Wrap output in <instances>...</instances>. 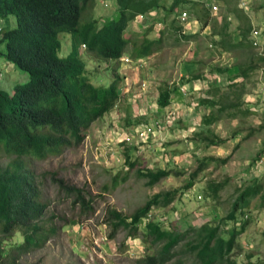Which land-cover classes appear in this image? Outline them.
Listing matches in <instances>:
<instances>
[{
	"label": "rangeland",
	"instance_id": "rangeland-1",
	"mask_svg": "<svg viewBox=\"0 0 264 264\" xmlns=\"http://www.w3.org/2000/svg\"><path fill=\"white\" fill-rule=\"evenodd\" d=\"M217 1H220L219 8L212 18H220L224 21L228 12L230 18L228 22L232 23L229 31L232 39L237 41L240 35L237 28L239 21L230 13L235 5L239 9L240 0ZM165 2V7H169L172 0ZM190 6L187 4L182 8L189 15L186 29L192 30L194 33L192 35L196 36V41L193 40L194 45H187L188 43L184 42L176 44L179 37L175 38V34L169 33L164 37V44L159 51L137 65L134 62L129 68L119 69L121 75L126 77L123 81L126 90L122 93L125 97L129 95V99L119 103L121 116H124L129 109L130 116L132 113L139 114L137 118L131 116L132 121L128 123L123 122L124 118L104 117L91 126L79 147L65 149L58 156L48 157L45 160L24 159L25 164L39 176L38 191L42 203L45 204L42 220H46L47 225L54 223L57 232L44 246L21 256L15 264H137L146 252L145 245L140 243V238L139 240L130 238L124 230L119 231L115 238L110 240L108 238L110 228L105 223V213L108 209L130 215L142 207L152 195L176 190L178 192L176 200L167 207L156 208L155 215L163 219L164 228H169L173 224L177 228H196L206 222L212 223L213 219L220 221L224 218L240 192L257 179L263 185L262 196L252 199L248 209H245L252 221L236 240V245L239 244L240 249L234 251L233 259H237L238 263H245L246 257L250 256L251 263L255 264L264 260V129L260 128L264 117V109L261 110L264 100V67L257 68L249 79L238 78L237 84L228 86V79L235 72L232 66L240 61L239 54H221L218 48H209L210 29L202 30L197 26L198 21L192 17L195 12ZM243 9L239 10L249 17L252 28L262 31L261 47L251 51L254 54H261L264 52V0H248L247 7ZM164 11L165 9L161 8L151 11L154 15L147 16L151 18L150 21L161 23V27L155 26L157 29H169V24L180 14L178 10L176 15L161 22ZM88 12L90 10L86 11ZM116 12V0H96L89 22H84L85 13L82 16V23L86 24L81 32L85 33L89 27L93 25L97 27L104 20L114 18ZM6 20H12V24L8 26H15L14 17L0 21V24L4 26ZM150 21L141 22L139 27L134 25V22L130 23L124 35L137 38L150 26ZM179 25L176 20L175 26L179 27ZM215 27H218L217 21ZM155 28L148 35L150 39L157 38L158 30ZM64 35L66 34L60 35V40ZM62 40L64 45L62 44L60 55L63 57L71 50V40L67 36ZM192 50L197 54L194 59L188 56ZM126 56L133 59L130 51ZM82 58L89 69V80L96 86L100 84L108 86L113 77L106 69L112 61H100L87 54H83ZM213 67L229 70L221 75L213 74L211 73ZM195 73L203 74L207 82L203 84L204 88L200 89L197 99L214 101L211 97L212 93L210 94L213 88H218L220 95L231 93L229 95L232 98L240 90L243 97L246 95L245 101L242 93L237 95L241 98L239 101L241 109L249 110L251 114L244 116L237 112L238 115L228 117L227 114L236 113L235 110H228L220 121L211 125L212 127L204 126L200 119L208 113L209 107L188 99L181 108L182 113H187L188 117L178 121L175 119L172 127L176 126L174 131L176 132L187 131L195 125L192 133L177 134L179 138L166 144L167 151L164 154L158 148V143L153 140L149 144H154L156 148L142 144L128 146L124 142V137L136 124L151 121L148 115L156 116L155 118L161 121L159 114L155 113L158 107L155 106L154 99L158 89L165 84L170 87H175V83L183 85L184 81ZM25 78L26 75L22 76L20 71L15 70L5 73L0 85H12L13 82ZM143 82L148 83L144 93L140 88ZM238 84H243V87H238ZM146 98L147 101L142 100ZM149 105L152 106L150 109H148ZM193 121H198L200 124H194ZM122 132L126 135L119 138ZM211 140L223 141V143L213 145L210 144ZM127 149L130 160L136 162L132 170L127 169L124 162ZM221 160L227 162L222 164ZM7 163L6 158L0 159V168L5 167ZM199 163H202L204 168L197 174L194 185L187 189L185 186L190 176L199 168ZM144 169L167 170L171 175L160 180L154 187H149L146 185V180L137 174V171ZM47 172L56 173V179H62L65 185L83 189L94 196L95 214L90 217L80 215V210L72 203L73 198L60 191L57 184L48 176L42 178ZM188 193L192 198L186 197ZM199 196L200 199L197 200ZM72 219L75 221L63 226L65 221ZM13 241L22 240L15 237ZM174 250L182 251V244ZM189 256L186 254L183 257L189 259ZM178 258L179 256L169 264H176L175 260Z\"/></svg>",
	"mask_w": 264,
	"mask_h": 264
},
{
	"label": "trees",
	"instance_id": "trees-1",
	"mask_svg": "<svg viewBox=\"0 0 264 264\" xmlns=\"http://www.w3.org/2000/svg\"><path fill=\"white\" fill-rule=\"evenodd\" d=\"M190 2L172 0L165 10L164 21L177 8ZM116 4V17L82 35L79 23L81 13L86 8H93L95 0H0V19L15 18V26L3 29L0 59L13 64L22 76L26 75L24 80L13 82L10 91L0 88V159L8 160L6 166L0 168V264H15L21 256L44 246L57 232L54 223L47 225V221L42 220L45 204L38 191L39 176L25 164L24 159L45 160L58 156L65 149L79 147L86 130L119 100L121 77L117 72L118 60L129 51L135 60L147 58L161 47L163 31L157 39L148 37L153 29L152 23L140 37L133 38L124 33L137 15L165 8V0H116ZM192 7L201 12V17L197 13L196 16L202 25L211 26L212 36L218 38L211 41L214 46L230 54L239 53L240 61L232 66L235 72L229 77L228 86L237 84L238 78L249 79L257 68L264 67V52L263 55L251 52L253 46L248 37L252 26L249 17L237 5L232 11L239 21L237 28L240 35L236 42L232 41L230 25L225 19L215 27L216 22H210L208 9L203 4L194 3ZM65 32L70 33L74 46L68 57L60 58L58 35ZM82 44L86 46L87 53L102 60L115 61L116 64L111 67L113 80L108 86H96L89 80L86 64L77 51ZM228 70L213 67L211 73L222 74ZM201 78L202 75L196 74L191 80ZM237 86L243 87L242 84ZM174 90L175 87L166 84L158 89L157 102L161 107L170 104ZM210 94L214 101L203 99L200 105L217 109H211L209 115L203 117V125L211 126L220 121L228 110L236 111L233 115L227 114L228 117L238 115L237 112L244 116L251 114L249 110L241 109L240 98L236 94L233 98L229 95L231 93L220 95L218 88H213ZM260 128L264 129V117ZM210 143L223 141L211 140ZM125 157L127 168L134 169L136 162L130 160L129 151ZM226 162L221 160L222 164ZM203 168L199 163L186 188L193 185V179ZM137 174L146 180L149 187L170 176L167 170L144 169ZM46 176L57 184L60 191L73 198L72 203L78 207L80 215L90 217L95 214L94 196L83 189L65 185L62 179H56V173H44L42 178ZM262 192V182L254 180L240 192L220 221L214 219L212 223L206 222L189 229L174 225L164 228L158 222H149L144 231H140V221L149 211L169 206L178 194L176 190L156 193L130 215L108 209L105 213V223L110 228L108 238L114 239L122 230L134 240L140 238L146 252L137 264H169L178 256L176 264H255L251 263L250 256L246 257L245 263H238L233 254L240 249L236 240L252 221L251 217L244 220L243 215L248 214L245 209H248L252 199L261 198ZM71 221L75 220L65 221L63 226ZM15 237L22 241H13ZM181 244L183 250L176 252L174 249ZM186 254L190 255L189 259L183 257ZM256 264H264V260Z\"/></svg>",
	"mask_w": 264,
	"mask_h": 264
},
{
	"label": "clouds",
	"instance_id": "clouds-1",
	"mask_svg": "<svg viewBox=\"0 0 264 264\" xmlns=\"http://www.w3.org/2000/svg\"><path fill=\"white\" fill-rule=\"evenodd\" d=\"M96 1V0H95ZM219 2L220 1H217V0H191V2L190 3H188L189 5H191L190 7H191V9H192V11H194L195 13L194 14H192V17H194L198 22H197V26L198 27H201V29L202 30H204V29H206V28H208V29H210L211 28V26L209 27V26H203L202 25V23L198 20V18H197V16H196V13L198 14V16H200L201 17V12H198V9H196V8H193L192 7V4H194V3H198V4H203V6L204 7H206L207 9H208V13H209V17H210V22L211 21H217V23H218V26H220V24L223 22L222 21V19H213L212 17V15H215L216 14V12L218 11V8H219ZM172 3V2H171ZM247 3H248V0H240V4H239V9H243V7L245 8V7H247ZM171 5V4H170ZM169 5V6H170ZM185 5H187V4H185ZM185 5H183V6H185ZM165 6H166V4H165ZM183 6H181V7H179V8H177L176 9V11H174L173 12V14L172 15H170L169 16V18L171 17V16H174V15H176V13L178 12V10H179V16L178 17H175L174 18V23L172 22V23H170L169 24V29H157V28H159V27H161V23L160 22H156V23H154V22H152V21H150L151 20V18H147V16H148V14L150 15V16H152V15H154V11L155 10H152L153 12H148V13H146V14H139V15H137V17L132 21V22H134L135 24L134 25H137V27H139L140 25L139 24H141V22H143V21H150L152 24H154L153 25V29L155 28V26L157 27V28H155V30L157 29L158 30V32H157V38H158V36H159V33L161 32V31H163V33H164V35L161 37V40H162V44H161V47H162V45L164 44V42H163V39H164V37L167 35V34H169V33H171V34H175L174 35V37L176 38L177 36L179 37V40H178V43H176V44H181L182 42H184V43H188L187 45H189L191 42H193V40L194 41H196L195 39H196V36H194V35H192V34H194L193 32H192V30H188V29H186V26H187V22H188V19H189V15H188V12L185 10V9H183L182 7ZM95 7V6H94ZM94 7L93 8H86L85 9V11H83L82 13H81V16H80V20H79V23H80V32H81V29L83 28V26L87 23V21L89 22V20L91 19L90 17L92 16L91 14H92V12H94ZM167 8H169V7H165V8H162V9H167ZM159 9H161V8H159ZM158 9V10H159ZM181 9H183L182 11H180ZM87 10H90V12H88V13H86V11ZM244 10V9H243ZM117 11H118V9H117ZM165 12V11H164ZM86 14V18H85V20H84V22H86V23H82V16H83V14ZM117 13V12H116ZM116 13H115V15H114V17L116 16ZM183 13H185L186 14V18L184 19V20H182V14ZM165 15V14H164ZM227 17L226 18H224L226 21H227V23L229 24V25H231L228 21H230V18H229V13L227 12ZM230 15H232L233 17H234V15L232 14V13H230ZM9 17H13V16H9ZM141 17V18H140ZM168 18V19H169ZM7 19V18H6ZM3 20H5V19H0V21H3ZM176 20H178V22H179V27H176L175 26V23H176ZM162 21H164V16H163V19L161 20V22ZM222 21V22H221ZM105 22H106V20H104V22L102 23V24H100L99 26H97V27H100L101 25H103V24H105ZM131 22V23H132ZM9 24H12V20H6L5 21V24H4V26H2L1 24H0V38H1V35H2V32H3V29L4 28H6V27H10V26H8ZM130 25V24H129ZM128 25V26H129ZM151 25V24H150ZM95 25H93L92 27H94ZM92 27H89L86 31H85V33L86 32H88ZM96 27V26H95ZM128 28V27H127ZM172 28H174V29H179V30H173ZM153 29H152V31H153ZM169 30H171V31H169ZM253 31H259L260 32V34H259V36H258V38L259 39H257V41L253 38V34H252V32ZM85 33H82L81 32V34L82 35H84ZM151 33V32H150ZM149 33V34H150ZM62 34H66V35H64V36H67V37H70V40H71V44H70V47H71V50H70V52L66 55V56H61L60 55V52H61V47H62V44L64 45V43H63V40H62V38L64 37V36H61V40H60V35H62ZM141 35V34H140ZM140 35L138 36V37H140ZM208 37H209V40H210V43H209V45H208V47L209 48H212V47H215V48H217L216 46H214L213 45V43L211 42V41H214V40H217L218 38L216 37V36H212V34H211V29H210V33L208 34ZM157 38H154V39H157ZM231 38H232V36H231ZM154 39H151V40H154ZM58 40H59V42H60V50L58 51V55H59V57L60 58H66V57H68L71 53H72V49H73V46H74V40L72 39V37H71V35H70V33H67V32H65V33H60L59 35H58ZM239 40V39H238ZM237 40V41H238ZM248 40L251 42V45L253 46V49H259L260 47H261V42H262V31L259 29V30H256V29H254V28H252L251 29V31H250V36L248 37ZM232 41H234L233 39H232ZM257 42V45H254V42ZM234 42H236V41H234ZM160 47V48H161ZM159 48V49H160ZM70 49V48H69ZM219 49V48H218ZM69 51V50H68ZM77 51H78V53L80 54V56H81V59L83 60V58H82V56H83V54H87V55H91V56H94L93 54H89V53H87L86 52V46L84 45V44H82V45H80V46H78V48H77ZM82 51H84V52H82ZM159 51V50H158ZM219 53H221V54H230V53H228V52H223V51H221L220 49H219ZM239 54V53H238ZM258 55H263V53H261V54H258ZM94 57H96V56H94ZM150 57V56H149ZM97 58V57H96ZM148 58V57H147ZM97 59H99V58H97ZM143 59H146V58H143ZM143 59H137V61H134L133 59H131L129 56H126V53L118 60V74H119V77H121V84H120V86H119V90H118V94H119V100H118V102L113 106V108H111L109 111H107L106 113H104L103 115H102V117L100 118V119H98L97 121H99V120H101V119H103L104 117H109V115L107 114V113H109V114H112V116H114L116 119H119V118H124V120H123V122L124 121H126V120H128L127 122L129 123V121H132L131 120V116H133L134 114H136V113H132V115L130 116V115H128V111H129V109H128V111H127V115L125 114L124 116H121V113H120V110H119V103H120V99H121V97H120V95L122 94V90H126V87H123V81H124V79L126 78V77H124V76H122L121 75V73L119 72V69L121 68V69H123V68H129V66H130V64H132V63H136V65L137 64H139V63H141L142 62V60ZM100 61L102 60V59H99ZM125 60H127V62L125 61ZM84 61V60H83ZM105 61H107V60H105ZM108 61H112L111 63H109L108 65H107V69H106V71H109V72H111L112 73V71H111V67L112 66H114L116 63H115V61H113V60H108ZM85 62V61H84ZM85 64H86V62H85ZM120 65H122V67H120ZM86 68H87V65H86ZM15 70H18V69H16L15 67H14V65L13 64H11L10 62H6V61H4V60H2V59H0V80L3 78V76H4V74L5 73H10V72H13V71H15ZM87 70H88V76H89V69L87 68ZM214 74V73H213ZM221 75V74H220ZM112 77H113V74H112ZM204 75H202V78L201 79H197L196 81H193V80H191V77L187 80L188 81V84H190L191 85V88H193L192 89V91H194L195 89H194V87H197V85H196V82L201 86V88H204ZM242 80V79H241ZM203 81V82H202ZM112 82V81H111ZM184 82H186V81H184ZM1 83V82H0ZM207 83V82H206ZM205 83V84H206ZM145 85L144 87L142 86V85ZM100 85H102V84H100ZM243 85V84H242ZM1 87V90H4V91H6V92H8V91H10L11 90V88H12V85H8V86H6V85H0ZM97 86H99V85H97ZM104 86V85H103ZM170 86V85H169ZM175 89L177 88L183 95H185V96H189V94H188V89L189 88H187L189 85H185V86H183V85H181V83H175ZM147 87H148V83H146V82H143L142 84H141V92L142 93H144V92H146V90H147ZM172 88V87H171ZM200 88V89H201ZM200 89H198V92L200 91ZM157 92V91H156ZM174 92V91H173ZM172 92V93H173ZM192 93V92H191ZM240 93H242L240 90H238V93H237V95H239ZM123 95H124V93H123ZM172 95V94H171ZM143 96V95H142ZM157 96H158V93L156 94V96H155V99H154V102H155V106L157 105V107H158V109H155V113H158V111L160 110V112H161V116H160V119H161V121H158L155 117H153V116H149L148 115V117L151 119V121H149V122H143V123H139V124H136L130 131H129V133H127V135H126V133L125 132H122L121 134H119V138H123L125 135V137H124V142L128 145V146H133V145H139V144H142V145H144V146H148V147H152V148H156V146L154 145V144H149L152 140L153 141H156L157 143H158V145H159V147L158 148H160V150H162V153L164 154V153H166V151H167V148H165L166 147V144L168 143V142H170L171 140H173V139H178L179 137L177 136V134H180L181 132H186V133H192L193 132V127L195 126V125H193V127H192V129H189V130H187V131H183V130H177L176 132H174L175 131V127L176 126H174V127H172V125H173V123H174V121H175V119L178 121V120H182V119H184V118H187L188 116H187V113H182V111H181V114L179 115V117L177 116V110H173V109H169V107L168 106H170L171 105V102H170V104L168 105V106H166V107H161L159 104H158V102H157ZM144 97H146V96H144ZM242 98H243V100L245 101V99H246V95H244V97H243V93H242ZM127 99H129V95H128V97H127ZM170 99H171V96H170ZM241 99V98H240ZM143 101H147L148 100V98H146V99H142ZM196 100H197V102H196V104H200V102H201V100H203V99H197L196 98ZM141 101V100H140ZM134 105L136 106V104L134 103ZM155 106H153V107H155ZM201 106H206V105H201ZM152 106L151 105H149L148 106V109H150ZM131 108L133 109V106H131ZM211 109H217V107H215V108H211V107H209V111H208V113L204 116H202L201 117V119H200V121H201V123H202V119H203V117H206V116H208L209 115V113H210V110ZM182 110V109H181ZM261 110H263V102H262V106H261ZM166 112H172L173 113V120L171 121V123H169L168 124V120H167V118H166ZM255 112V111H254ZM129 113H131V111H129ZM147 113H149V111L147 112ZM118 115H119V117H118ZM126 116V117H125ZM137 116H139V114H136L135 116H133L134 118H137ZM196 117V116H195ZM96 121V122H97ZM199 121V122H200ZM95 123V122H94ZM93 123V124H94ZM193 123L194 124H200V123H198V121L197 122H195V121H193ZM92 124V125H93ZM91 125V126H92ZM146 125H153V127H154V132H153V134L148 138V139H146L145 141H139L138 139H137V137H134L132 140H131V142H128V141H126V138L129 136V135H134V133H135V130L138 128V127H141V126H146ZM91 126H90V128H91ZM204 126H206V125H204ZM213 126V125H212ZM212 126H210V127H212ZM89 128V129H90ZM88 129V130H89ZM88 130H86V132L88 131ZM85 132V133H86ZM87 136V135H86ZM86 136H85V138H86ZM84 138V139H85ZM112 140V142H113V139H111ZM84 141V140H83ZM111 142V143H112ZM82 144V143H81ZM211 144V143H210ZM213 145H215V144H213ZM129 151V149H127V151L126 152H128ZM125 152V153H126ZM170 157H171V155L170 154H168ZM125 157V156H124ZM124 162H126V157H125V160H124ZM128 169V168H127ZM150 170V169H149ZM157 171V170H156ZM166 171V170H165ZM196 172V171H195ZM194 172V173H195ZM179 173V172H178ZM178 173L176 174V175H178ZM170 175H171V173H169ZM169 177V176H168ZM167 178V177H166ZM165 179V178H164ZM192 178H191V176H190V179H189V181L191 180ZM193 180H195V178L193 179ZM188 181V182H189ZM193 185H194V183H193ZM192 185V186H193ZM191 186V187H192ZM191 187H189V189L191 188ZM188 189V188H187ZM191 193V192H190ZM186 197L187 198H192V196H190L189 195V193L186 195ZM198 199H200V196L199 197H197V200ZM234 202V201H233ZM159 208V207H158ZM156 208L155 209H152L151 211H149L147 214H146V216L144 217V218H142V220L140 221V224H139V229H140V231L142 230V231H144V229H145V226H146V224L147 223H149V222H158V223H160L161 225H162V223H164V222H162L163 221V219H161V218H159L158 216H156L155 214H156ZM243 218H244V220H246L247 218H248V214H244L243 215ZM214 220V219H213ZM203 224H205V223H203ZM174 225V224H173ZM202 225V224H201ZM199 227V226H198ZM137 240V239H136Z\"/></svg>",
	"mask_w": 264,
	"mask_h": 264
},
{
	"label": "crops",
	"instance_id": "crops-1",
	"mask_svg": "<svg viewBox=\"0 0 264 264\" xmlns=\"http://www.w3.org/2000/svg\"><path fill=\"white\" fill-rule=\"evenodd\" d=\"M194 45V43L193 42H191L189 45ZM195 52V50H192L191 51V53L188 55L189 57H192L193 59L197 56V54L196 53H194ZM196 74H199V73H195V75ZM200 75H203V74H201L200 73ZM180 76H183V75H180ZM185 77H187L188 78V76H185ZM183 78V77H182ZM204 79V84L206 83V80H205V78H203ZM189 81V80H188ZM188 81H186V82H184L183 83V86H185V85H189L187 88H189L188 89V94H189V96H185V95H183L177 88L174 90V92L172 93V95H171V99H170V102H171V105L170 106H168L169 107V109H173V110H177V116L179 117V115L181 114V108L183 107V106H185V102H188V99H190V100H194L195 102H197V100H196V98H197V95H198V89H200L201 88V86L196 82V85H197V87H194V91H192V89L193 88H191V85L190 84H186ZM193 81H196V80H193ZM123 91V90H122ZM192 92V93H191ZM120 97H121V99H120V102L122 101V100H125V99H127V97L128 96H124L123 95V93L120 95ZM119 107H120V105H119ZM129 107V106H128ZM119 110H120V108H119ZM124 114V113H123ZM122 114V115H123ZM157 114H159V116H161V112H160V110L158 111V113ZM126 115H127V113H126ZM136 114H134L133 116H135ZM109 116H112V114H110ZM156 117V116H155Z\"/></svg>",
	"mask_w": 264,
	"mask_h": 264
},
{
	"label": "built area",
	"instance_id": "built-area-1",
	"mask_svg": "<svg viewBox=\"0 0 264 264\" xmlns=\"http://www.w3.org/2000/svg\"><path fill=\"white\" fill-rule=\"evenodd\" d=\"M141 18V17H140ZM186 18V14L183 13L182 14V20H184ZM253 34V38L257 41L258 36L260 34L259 31H253L252 32ZM254 42V45H257V42ZM127 62V60H125ZM143 87L145 86L144 84L142 85ZM173 113L172 112H166V118H167V122L168 124L171 123V121L173 120ZM154 127L153 125H146V126H141V127H138L136 130H135V133L134 135H129L127 138H126V141L128 142H131V140L134 138V137H137V139L139 141H145L146 139H148L154 132Z\"/></svg>",
	"mask_w": 264,
	"mask_h": 264
}]
</instances>
